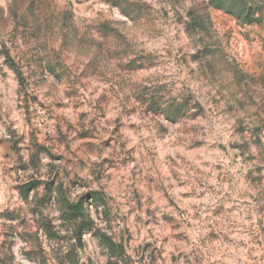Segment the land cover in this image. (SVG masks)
<instances>
[{
  "label": "rangeland",
  "instance_id": "1",
  "mask_svg": "<svg viewBox=\"0 0 264 264\" xmlns=\"http://www.w3.org/2000/svg\"><path fill=\"white\" fill-rule=\"evenodd\" d=\"M238 1L0 0V264H264Z\"/></svg>",
  "mask_w": 264,
  "mask_h": 264
},
{
  "label": "trees",
  "instance_id": "2",
  "mask_svg": "<svg viewBox=\"0 0 264 264\" xmlns=\"http://www.w3.org/2000/svg\"><path fill=\"white\" fill-rule=\"evenodd\" d=\"M241 2H243V3L241 4ZM263 3H264V0H259L257 5H260L262 7ZM223 4L224 5L226 4L228 6L227 1ZM236 4H241V12L244 13L245 17H250V14L255 12L254 5L248 4V1L240 0ZM237 6H240V5H237Z\"/></svg>",
  "mask_w": 264,
  "mask_h": 264
}]
</instances>
